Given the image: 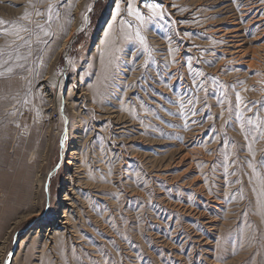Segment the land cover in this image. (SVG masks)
Here are the masks:
<instances>
[{
    "label": "rangeland",
    "instance_id": "obj_1",
    "mask_svg": "<svg viewBox=\"0 0 264 264\" xmlns=\"http://www.w3.org/2000/svg\"><path fill=\"white\" fill-rule=\"evenodd\" d=\"M263 9L0 0V264H264Z\"/></svg>",
    "mask_w": 264,
    "mask_h": 264
},
{
    "label": "snow or ice",
    "instance_id": "obj_2",
    "mask_svg": "<svg viewBox=\"0 0 264 264\" xmlns=\"http://www.w3.org/2000/svg\"><path fill=\"white\" fill-rule=\"evenodd\" d=\"M261 2L264 3V0H261ZM147 7L151 10L153 17H159V16L164 15V13H163V11L161 9V6L159 4H155V5L148 4ZM115 12H116L117 16L120 15L121 9H120L119 6H116ZM128 13L130 15H135L137 20H139L140 22H144V20H145V17L141 14L139 9H133L131 4H129ZM0 22H2V21H0ZM137 36H139V32L137 33ZM140 40H141V43H144V38L143 37H140ZM146 46L147 45H145V47ZM201 75H203V73H201ZM237 97H239L238 93H237Z\"/></svg>",
    "mask_w": 264,
    "mask_h": 264
},
{
    "label": "bare ground",
    "instance_id": "obj_3",
    "mask_svg": "<svg viewBox=\"0 0 264 264\" xmlns=\"http://www.w3.org/2000/svg\"><path fill=\"white\" fill-rule=\"evenodd\" d=\"M258 1V0H257ZM247 3V2H246ZM252 6V5H251ZM259 6V5H258ZM255 7V6H254ZM250 8V7H249ZM247 9V8H246ZM260 9V8H259ZM253 10H254V8H253ZM264 10V9H263ZM239 11V10H238ZM243 11V10H242ZM241 11V12H242ZM251 11V10H250ZM246 13V12H245ZM240 15V14H239ZM260 16V15H259ZM234 19V18H233ZM232 19V20H233ZM254 19V18H253ZM255 20V19H254ZM258 20V19H257ZM262 20V19H261ZM237 21V20H236ZM89 22V16L87 15V23ZM258 22V21H257ZM254 23V22H253ZM232 24V23H231ZM234 24V23H233ZM236 24V23H235ZM262 25H264V24H262ZM262 28V27H261ZM260 30V29H259ZM263 30V29H262ZM261 32V31H260ZM225 33H227V32H225ZM232 34V33H231ZM230 34V35H231ZM229 38V37H228ZM243 42V41H242ZM65 48V47H64ZM234 50V49H233ZM240 50V49H239ZM245 53V52H244ZM188 78V77H187ZM64 85H65V80H62V82H61V89L64 87ZM184 95V94H183ZM38 177H37V182H38V186H42L43 185V178L40 176V175H37ZM26 189H27V191H26V195H25V199L24 200H26V199H28L29 197H30V193H29V191H30V185H27L26 186ZM0 190L1 191H4L5 190V188H4V185H1L0 184ZM38 192V191H37ZM33 195V194H32ZM7 199V198H6ZM6 201V200H5ZM35 205V204H34ZM19 220H17L15 223H17ZM20 222V221H19ZM68 222V221H67Z\"/></svg>",
    "mask_w": 264,
    "mask_h": 264
}]
</instances>
